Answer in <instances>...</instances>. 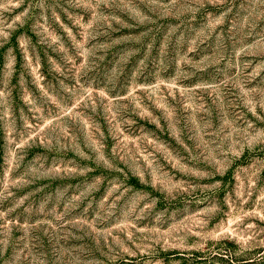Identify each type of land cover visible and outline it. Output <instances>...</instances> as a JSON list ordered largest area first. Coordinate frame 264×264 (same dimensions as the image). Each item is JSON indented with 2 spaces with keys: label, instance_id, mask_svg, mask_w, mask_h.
<instances>
[{
  "label": "rangeland",
  "instance_id": "1",
  "mask_svg": "<svg viewBox=\"0 0 264 264\" xmlns=\"http://www.w3.org/2000/svg\"><path fill=\"white\" fill-rule=\"evenodd\" d=\"M0 264H264V0H0Z\"/></svg>",
  "mask_w": 264,
  "mask_h": 264
}]
</instances>
